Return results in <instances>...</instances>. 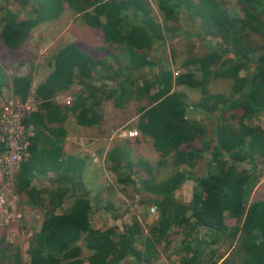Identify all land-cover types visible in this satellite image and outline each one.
Returning <instances> with one entry per match:
<instances>
[{"label": "trees", "instance_id": "1", "mask_svg": "<svg viewBox=\"0 0 264 264\" xmlns=\"http://www.w3.org/2000/svg\"><path fill=\"white\" fill-rule=\"evenodd\" d=\"M156 2L159 15L148 0H22V5L31 6L25 19L5 7L0 43L13 51L38 24L56 22L65 11L101 32L96 45L75 40L52 51L48 59L52 69L34 90L32 72L7 75L0 66V97L8 86L21 101L34 94L39 103L23 121L35 133L28 136L29 154L15 175L17 192L29 204L46 210L41 230L29 240V264H83L84 260L89 264H155L181 232L186 236L175 251L183 257L181 264H195L205 245L202 229L210 235L223 234L226 216L237 222L230 235L238 247L234 259L229 252L212 264H264V199L250 201L256 178L251 169L240 167L246 160L255 170L258 162L264 165V126L254 122L256 117L264 119V52L250 58L257 52L251 35L264 37V0H237L238 13H231L224 0ZM197 18L201 25L193 31L191 24ZM195 35L201 41L211 35L223 42L219 48L209 45L203 55L183 60L185 68L196 65L197 73L188 70L174 75L161 59L152 57L168 41ZM250 59L254 69L241 75ZM219 78L232 79L230 96L210 91V82ZM177 86L197 88L200 97L192 102ZM64 92L72 94V103L57 100ZM134 98L146 100L137 109L138 126L161 155L159 166L153 168H166L169 155L172 168L161 180L147 169L148 175L136 181L133 166L138 163L129 159V141L114 145L107 154V167L124 186L139 182V191L155 196L141 204H156L158 215L151 226L144 224L145 212L139 217L129 214L127 206L116 209L108 197L106 210L112 211L114 219L129 216L122 230L119 225L97 229L91 220L90 191L75 181L81 177L82 164L74 171L65 169L68 130L64 124L72 116L79 125L102 127L104 102L111 101L122 110ZM228 111L233 112L226 115ZM211 120H215L214 137L207 138ZM0 150H4L1 143ZM203 158H208L206 174L182 169L194 168ZM50 172L56 175L50 180L56 187L38 188L33 179ZM187 180L195 182L193 198L183 203L175 193ZM108 189L113 191L112 186ZM72 190H78L72 206L58 213ZM11 251V247L0 248V264H19V255ZM86 251L90 254L84 258ZM128 258L132 261L127 262Z\"/></svg>", "mask_w": 264, "mask_h": 264}, {"label": "rangeland", "instance_id": "2", "mask_svg": "<svg viewBox=\"0 0 264 264\" xmlns=\"http://www.w3.org/2000/svg\"><path fill=\"white\" fill-rule=\"evenodd\" d=\"M148 1L153 10L159 15L160 11L157 6L156 0ZM224 1H226V7L231 13L239 12L237 0ZM5 7L9 8L15 14L20 15V17L23 19L27 18L28 12L31 11V6L29 4L22 5V0H0V19L4 14ZM160 20H162L161 17ZM200 25V18H197L194 22H192L191 27L194 31L195 29H198ZM1 27L2 23L0 20V30ZM100 38L101 32H97L96 30L89 28L85 24V22H83L82 17L72 15V12L70 11H65L61 14L60 18L56 22H45L38 24L33 29L32 33H30V37L27 38L26 43L22 44L23 47L18 49L17 51H13V49L10 48L3 49V45L0 43V66H2L4 71L10 75H15L17 73L19 75L22 74V76H25L28 73L32 72L34 75L33 84L36 87L37 81L39 82L43 78H45L48 71H50L49 68L47 69L46 63L48 62L51 52L57 49L61 44L78 40L87 43H93V45H96L97 43L101 42ZM251 39L253 45L257 47V52L251 54L250 57L252 60H254L258 57L259 53L264 52V37H262L261 35L252 34ZM201 40L202 39L198 38L197 35L191 37L186 36L185 38H182V36L175 38L174 40L168 41L166 46L157 47V50H159V52L156 51L155 53H153L152 57L156 59V61H159V59H161L160 62H162V64L164 66H167L169 69H172L174 71V75L187 72L188 70L197 73L196 65H191L188 68H185L181 64L183 60L193 55H203L209 45H213L218 48L223 45L221 38H215L211 35L206 36L204 41ZM252 60L248 63L247 68L240 71L241 75L248 74L249 71L254 69V63ZM231 82L232 79L227 78L212 80L209 84L210 91L213 93L223 92L226 94V96H230ZM35 87H33V90L35 89ZM176 90L186 92L190 101L192 102L196 101L200 97V90L197 88L177 86ZM71 95L72 94L70 93L66 95L65 98L59 99V101H62L61 103L66 104V101L68 99L71 100ZM11 99H14L12 98V90H10V92H8L2 99H0V133H2L3 131L2 119L4 107L8 105ZM144 101L146 102V100L141 101L134 98L130 102H128L126 107L122 110L114 108L111 101L104 102L103 111L104 113L106 112L104 115L106 123L102 125V127L98 125L89 127L79 125L72 116L69 117L64 124L65 128L68 130V136L66 137L65 143L69 144V149H76L78 155L83 156L85 161L88 160V166H86V170L84 167L81 171V177L77 176L75 181L82 182L85 188L90 191V197L92 195L91 220L97 227H108L116 225L115 221L112 219V211L105 210V199L108 197L111 198V201H115L122 208L125 206L129 207V214L138 213L139 217H142V213L145 212L147 215V220H155L158 215V208H156L155 212H150V207L152 205L156 206V204L152 203L149 206H146L145 204L141 205L142 200H147L148 197H152L153 195L145 191H139V182L126 186L121 184L117 180L118 174L107 167V158L104 159L102 157L104 156L106 148L109 147L105 146L106 139H109V141L113 143V146H110L109 148V150H111L114 145L116 146L121 143L123 144L124 140L135 141V138L141 135L146 138V141L138 142L134 145L130 144L129 142L126 148L130 161L132 163H138L136 164L137 166H133L134 180L137 181L139 177L141 178L142 175H148V173L145 172L147 171V169L152 170L157 181L161 180L164 174L170 173V170L172 168L171 155H169L167 158L168 164L166 168H164L165 166L153 168L159 166L158 159H161V155L159 151L156 150L154 145L151 144L152 139L149 136L144 135L140 131V128L138 126L140 114L138 113L137 109L139 105L144 103ZM232 112L233 111H228L226 112V115H230V113ZM216 113L219 114L218 111H216ZM216 113L212 114L211 116L216 117ZM190 115L195 116L198 119L204 118V115L202 114L194 115L191 113ZM254 122L256 124H261L264 126V119L262 117H256ZM134 126L138 127V136L134 137V139L124 137L123 132L129 129H133ZM214 126L215 120L209 121L210 130H208V132L205 134V137H214L212 131ZM26 129L28 130H26V136L28 139V136L31 135V133H35V130L34 128L33 130L32 128ZM70 133H72L73 135H70ZM111 135L113 137L109 138ZM87 155H89V158H87ZM99 155L101 157H99ZM207 159L208 158H203L192 169L188 166H183L182 169L190 173L204 175L207 172ZM141 162H143V164ZM90 164L92 165V167H90ZM93 166L95 167L94 169ZM240 167L251 169L249 171H252V173H254V177L256 178V183H254L253 187L251 188L252 190L250 191V201L264 199V165L258 162V166L255 170L253 169V164L246 160L241 163ZM124 170L125 169H122L121 172H123ZM50 173L51 174L47 177H35L33 179V182L35 183V185H37L38 188L41 189L56 187V184H53L51 182L56 178V175H54L52 172ZM258 174L261 175L259 178L256 177ZM104 185H107V187L112 186L113 191L105 188L104 190L99 192L101 194L100 195L97 192L98 188H101ZM192 185L195 186V182L193 180L191 182L186 181L182 185L181 189L175 193L176 198L183 203H188V199L192 196ZM121 187H124L126 189V193L121 191ZM77 192L78 190L76 192L72 190L67 193L63 204L60 206V208L57 209L58 213H62L64 210L72 206ZM97 194L99 195L97 196ZM45 196L48 198L47 193H45ZM100 197L103 200H101ZM16 200V217H18V215L20 214L19 220L6 223L5 218L3 219L0 216V248H3L5 246L11 247V252H15V254L19 255V264H29V240H31L33 235L37 234L41 230L42 223L46 215V210L44 208L29 204L26 200V197L18 192L16 193ZM115 202H113L114 205ZM101 205L104 206L101 207ZM189 213L190 212H188V214ZM147 220L146 222H144V224H148ZM154 220L148 225L151 226L154 223ZM226 224L227 228H225L223 234L214 233L213 235H210L207 234L206 229L202 230V232L205 231L204 234L201 235L202 241L205 243V245L203 248L202 256L198 258L195 264H212V262L220 259L223 256L227 257L229 255V252H231V257L234 259L235 249L238 247V244L236 242L233 244L230 234L233 231V226L236 225L237 222L235 221V218L226 216ZM175 246H177V242H175V244L173 245V248L171 250V257H167V259H170L171 263L178 264L177 261H179V259L175 256V253H179L175 251ZM162 247L163 245H161V248ZM88 253V251L85 252V258L88 257ZM235 260H238V258L236 257ZM165 261L166 260L163 259V262H161V264H164ZM4 264L8 263L5 262Z\"/></svg>", "mask_w": 264, "mask_h": 264}, {"label": "built area", "instance_id": "3", "mask_svg": "<svg viewBox=\"0 0 264 264\" xmlns=\"http://www.w3.org/2000/svg\"><path fill=\"white\" fill-rule=\"evenodd\" d=\"M12 98L14 99L4 107L3 131L0 133V143L4 146V150H0V216L5 218L6 223L18 221L20 218V214L16 217L15 175L29 154L27 129L23 121L29 113L36 111L39 105L34 94L23 102L13 96L12 91ZM66 102L69 103L71 100L68 99ZM138 134L136 127L123 132V136L127 138H134ZM156 208L152 205L150 212H155Z\"/></svg>", "mask_w": 264, "mask_h": 264}, {"label": "crops", "instance_id": "4", "mask_svg": "<svg viewBox=\"0 0 264 264\" xmlns=\"http://www.w3.org/2000/svg\"><path fill=\"white\" fill-rule=\"evenodd\" d=\"M26 43V42H25ZM24 43V44H25ZM23 47V45H21V47L20 48H22ZM7 47H4L3 46V49H6ZM19 48V49H20ZM9 49V48H8ZM46 65H47V69L49 68V70L51 71V69H52V67H50V65H49V61L46 63ZM50 71H48V73H47V75L50 73ZM7 75H8V73H7ZM15 75H19V74H15ZM22 75V74H21ZM47 77V76H46ZM45 77V78H46ZM45 78H43L41 81H43ZM41 81H37V85L41 82ZM107 83H109L108 81H107ZM32 87H35V85L33 84V86ZM37 87V86H36ZM35 87V88H36ZM8 92H10V87H3V94H2V96L0 97V99H2ZM68 94H70L69 92H64V93H61V94H59L58 95V97H57V100L59 101V99H63V98H65L66 97V95H68ZM59 102H62V101H59ZM113 112V111H112ZM111 112V113H112ZM88 127V126H87ZM134 127H136V126H134ZM137 129H138V127H136ZM111 129H112V127H111ZM111 132V131H110ZM70 135H73L72 133H70ZM113 136L111 135L109 138H112ZM134 139V138H133ZM132 139V140H133ZM103 140H105V139H103ZM109 139H106V141H105V146H109V147H107L106 148V151L104 152V156H102L104 159H106L107 158V153H108V151H109V148H110V146H113V143H111V141H109ZM124 141H126V140H124ZM129 142H130V144H136V143H138V142H142V141H146V138L145 137H143V136H138L137 138H135V141H130V140H128ZM123 142V141H122ZM94 143V142H93ZM152 144V143H151ZM153 145V144H152ZM64 158L66 159V166H65V169H69V170H71V171H74L76 168L78 169L80 166H81V164H82V166H83V168L85 167V170H86V166H88V164H87V162H88V160H86L85 161V159H84V157L83 156H80V155H78V153H77V150L76 149H74V148H71V149H69V144L68 143H65V145H64ZM81 151V150H80ZM88 157L87 158H89V155H87ZM99 157H101L100 155H99ZM158 157H159V155H158ZM91 159V158H90ZM80 161H82V163H80ZM158 163H159V159H158ZM90 167H92V165L90 164ZM95 167L93 166V169H94ZM96 170V169H95ZM70 173H72V172H70ZM93 173V172H92ZM51 173H49L48 175H50ZM47 175V176H48ZM47 176H45V177H47ZM71 176V175H70ZM50 178V177H49ZM192 180H187V182H191ZM108 189V187H107V185H104L103 187H101V188H98V193L100 192V191H102V190H104V189ZM193 191H194V186L192 185V192H191V194H192V196H191V198H189L188 199V203L191 201V199L193 198ZM100 194V193H99ZM99 194H97V196L99 195ZM101 195V194H100ZM91 197H92V195H91ZM101 198V197H100ZM101 200H103L102 198H101ZM110 201H111V199H110ZM112 202H115V201H111V203ZM105 205H106V202H105ZM102 206H104V205H101V207ZM121 206H119V204H117L116 202H115V208L117 209V208H120ZM100 209V208H99ZM98 209V210H99ZM102 209V208H101ZM105 210H106V207H105ZM144 215V214H143ZM142 215V216H143ZM146 215V214H145ZM128 216H129V214H126V215H124V217H119V218H117V219H114L113 217H112V219L115 221V224L116 225H119L120 227H122V223L124 222V221H127V218H128ZM147 218V215L145 216V219ZM147 220V219H146ZM146 220L144 221V222H146ZM154 220V219H153ZM153 220H147V223L148 224H150V222H152ZM155 221V220H154ZM93 223V222H92ZM146 224V223H145ZM147 224V225H148ZM93 226L94 227H97L96 225H94V223H93ZM97 228H106L105 226L104 227H101V226H99V227H97ZM204 229V228H203ZM202 229V230H203ZM185 234L184 233H180L179 235H178V237L176 238V242H177V246L178 245H180L181 243H183V241H184V238H185ZM143 240V239H142ZM177 246H175V249H176V247ZM172 248H173V246L169 249V251L168 252H162V256H161V258L158 260V261H156L155 262V264H161V262H163V259L164 260H166L165 262H164V264H174V263H171V260L169 259H167V257H171V250H172ZM90 253V252H89ZM89 253H88V255H89ZM164 254H166V255H164ZM188 255V257H189V255H191V253H185L184 254V256L185 255ZM175 256L179 259V261H177V263L178 264H181V260H182V256L181 255H179V254H177V253H175ZM85 258V257H84ZM130 261H132V258H128L127 259V262H130ZM83 264H89V262H88V260H84V263ZM122 264H127L126 262L124 263H122ZM144 264H146V263H144ZM198 264V263H197Z\"/></svg>", "mask_w": 264, "mask_h": 264}, {"label": "clouds", "instance_id": "5", "mask_svg": "<svg viewBox=\"0 0 264 264\" xmlns=\"http://www.w3.org/2000/svg\"><path fill=\"white\" fill-rule=\"evenodd\" d=\"M71 98H72V99H71V102H69V103L66 102V104H70V103H72V101H73V97H72V95H71ZM141 205H142V204H141ZM120 228H122V227H120ZM121 230H122V229H121Z\"/></svg>", "mask_w": 264, "mask_h": 264}]
</instances>
